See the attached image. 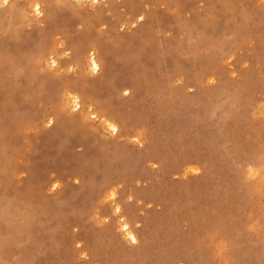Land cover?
<instances>
[{
  "label": "rangeland",
  "instance_id": "rangeland-1",
  "mask_svg": "<svg viewBox=\"0 0 264 264\" xmlns=\"http://www.w3.org/2000/svg\"><path fill=\"white\" fill-rule=\"evenodd\" d=\"M0 264H264V0H0Z\"/></svg>",
  "mask_w": 264,
  "mask_h": 264
},
{
  "label": "bare ground",
  "instance_id": "bare-ground-1",
  "mask_svg": "<svg viewBox=\"0 0 264 264\" xmlns=\"http://www.w3.org/2000/svg\"><path fill=\"white\" fill-rule=\"evenodd\" d=\"M79 1V0H78ZM37 8H39V5L37 6ZM53 63H56V60H53ZM89 64H90V67L93 71H99L100 70V62L99 60L97 59V56L95 55V53H92L90 58H89ZM74 100H75V107H80V99L78 97H74ZM114 128L116 129V127L114 126ZM119 210V209H118ZM122 228L123 230H125V233L131 238V240L133 241H137V236L136 234L133 232V230L131 229L130 227V224L128 222H124L122 224Z\"/></svg>",
  "mask_w": 264,
  "mask_h": 264
}]
</instances>
